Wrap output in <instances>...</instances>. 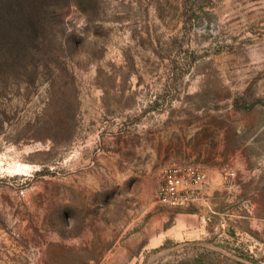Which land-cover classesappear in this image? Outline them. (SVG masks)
Returning a JSON list of instances; mask_svg holds the SVG:
<instances>
[{
    "label": "rangeland",
    "instance_id": "374dc122",
    "mask_svg": "<svg viewBox=\"0 0 264 264\" xmlns=\"http://www.w3.org/2000/svg\"><path fill=\"white\" fill-rule=\"evenodd\" d=\"M30 10L0 17V264H264V0Z\"/></svg>",
    "mask_w": 264,
    "mask_h": 264
},
{
    "label": "built area",
    "instance_id": "2783aa9c",
    "mask_svg": "<svg viewBox=\"0 0 264 264\" xmlns=\"http://www.w3.org/2000/svg\"><path fill=\"white\" fill-rule=\"evenodd\" d=\"M206 180V175L190 167L174 166L165 170L163 183L156 193L157 201L168 207L191 203L194 190Z\"/></svg>",
    "mask_w": 264,
    "mask_h": 264
},
{
    "label": "trees",
    "instance_id": "16d2710c",
    "mask_svg": "<svg viewBox=\"0 0 264 264\" xmlns=\"http://www.w3.org/2000/svg\"><path fill=\"white\" fill-rule=\"evenodd\" d=\"M31 0H0V17H31Z\"/></svg>",
    "mask_w": 264,
    "mask_h": 264
}]
</instances>
